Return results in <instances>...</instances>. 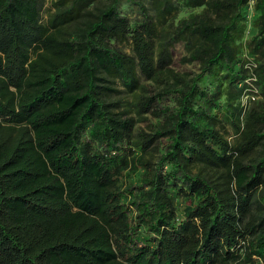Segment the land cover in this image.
<instances>
[{
	"label": "trees",
	"instance_id": "16d2710c",
	"mask_svg": "<svg viewBox=\"0 0 264 264\" xmlns=\"http://www.w3.org/2000/svg\"><path fill=\"white\" fill-rule=\"evenodd\" d=\"M248 1L0 0V264H264Z\"/></svg>",
	"mask_w": 264,
	"mask_h": 264
},
{
	"label": "built area",
	"instance_id": "2783aa9c",
	"mask_svg": "<svg viewBox=\"0 0 264 264\" xmlns=\"http://www.w3.org/2000/svg\"><path fill=\"white\" fill-rule=\"evenodd\" d=\"M254 1L255 0H249L248 1L247 15H246L247 28H249V26H250V19L253 15ZM246 67L250 69V74H249V77H247L244 80L245 88L243 90V93H242V96L240 99V104L244 110L248 108L251 101L256 100L258 98V90L254 85V81L256 78H255V75L252 71V68L256 67V63H255L253 58L248 57V63H247Z\"/></svg>",
	"mask_w": 264,
	"mask_h": 264
},
{
	"label": "rangeland",
	"instance_id": "374dc122",
	"mask_svg": "<svg viewBox=\"0 0 264 264\" xmlns=\"http://www.w3.org/2000/svg\"><path fill=\"white\" fill-rule=\"evenodd\" d=\"M184 54V50L181 44L176 45L173 49V68L179 72H196L195 65L183 64L180 62L181 56Z\"/></svg>",
	"mask_w": 264,
	"mask_h": 264
}]
</instances>
